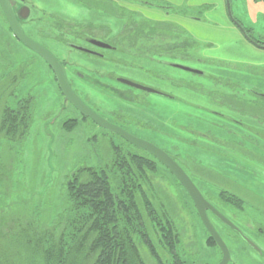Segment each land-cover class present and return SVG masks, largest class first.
Here are the masks:
<instances>
[{"label": "rangeland", "instance_id": "374dc122", "mask_svg": "<svg viewBox=\"0 0 264 264\" xmlns=\"http://www.w3.org/2000/svg\"><path fill=\"white\" fill-rule=\"evenodd\" d=\"M26 1L35 5L24 24L33 36L38 35L37 28L52 30L56 20H63L95 28L98 34H101L98 28L105 26L111 30L110 37H118L128 17L169 23L194 42L188 51L191 56L173 62L203 71L206 76L148 59H136L139 61L131 67L125 63L129 61L127 56L115 52L119 61L112 67L115 75L121 74L168 96L114 82L120 88L114 95L94 87L85 99L88 106L96 107L107 120L113 116L132 119L121 124L129 127L132 134L176 157L193 175L203 195L223 206V212L230 211L228 217L262 250L250 247L213 216L211 221L230 250L228 264H264V118L259 120L229 105L232 102L235 107L240 106L242 93L247 94L244 96L247 102L257 99L248 90L264 95V48L248 41L230 18L226 0H114L111 6H105L102 0ZM229 1L233 17L264 40V0ZM64 36L72 38L68 34ZM40 40L47 48L56 50L62 59L75 62L79 57L55 40ZM0 55L8 57L13 67L33 60L26 67L27 74L17 85V92L20 96L30 92L36 98L34 122L23 142H0V208L31 214L30 221L11 220L7 224L15 232L22 229L39 239L67 207L64 184L72 171L79 166L98 167L101 157L104 159L110 153L107 139L117 143L120 139L112 132L95 127L70 105L65 108L66 100L54 72L14 36L1 9ZM94 63L105 72L111 69V64L104 61ZM68 68L70 75L77 79L75 68ZM3 70L7 69L0 67V81ZM237 84L241 87H234ZM225 95L227 98L223 100ZM242 105L249 108L245 103ZM219 112L231 116L237 123L219 117L216 115ZM71 119H76L78 124L69 130L64 123ZM158 171L160 177L155 180V189L176 216L183 242L191 248L192 256H185L186 260L217 264L222 253L210 242L190 196L160 162ZM223 189L239 194L245 202L242 208L226 201L227 198L222 199L219 192Z\"/></svg>", "mask_w": 264, "mask_h": 264}, {"label": "trees", "instance_id": "16d2710c", "mask_svg": "<svg viewBox=\"0 0 264 264\" xmlns=\"http://www.w3.org/2000/svg\"><path fill=\"white\" fill-rule=\"evenodd\" d=\"M125 27L123 32L137 34L131 39V47L144 48L146 61L168 63L191 56L188 51L194 42L169 23L133 19ZM245 31L264 45L252 29ZM6 58L0 55V67L7 69L0 81V142L21 143L34 122L36 98L30 92L20 96L17 85L24 80L26 67L33 60L13 67ZM248 92L257 99L247 102V94L242 93L240 103L249 108L242 107V103L236 109L261 120L264 95L256 90ZM77 122L68 120L64 127L73 129ZM120 140L117 143L107 139L110 153L104 159L101 157L98 167L79 166L72 171L64 184L67 207L41 238L25 234L22 229L15 232L7 224L11 220H29L31 214L0 208V264L196 263L186 260L185 256H192L191 248L183 242L176 216L155 189V180L160 177L159 161L145 150ZM227 194L226 201L242 208L243 199ZM209 238L217 246L210 235Z\"/></svg>", "mask_w": 264, "mask_h": 264}, {"label": "flooded vegetation", "instance_id": "af4514ba", "mask_svg": "<svg viewBox=\"0 0 264 264\" xmlns=\"http://www.w3.org/2000/svg\"><path fill=\"white\" fill-rule=\"evenodd\" d=\"M15 2H16L15 3V11L18 14V17L19 18L21 16L23 17L24 15H26V13L28 15V17L26 19L20 18L21 26H22L23 30L25 31V33L28 36H30L32 39L36 40L39 43H41L40 42L41 41L40 39L44 40V39H47L48 38V39L55 40L56 42H58V43L62 44L63 46L69 48V50L74 51V52H76L78 54V56H79L78 59L75 60V62H71L69 60L62 59L61 56L58 54V52L56 50H55V52L57 54L52 49L47 48L44 44L41 43L43 46H45L47 49H49L61 61V63L64 66V69H65L67 78H68V80H69V82H70L73 90L76 92V94L86 104H87V100L85 99L86 94L91 93L90 91H93V88L94 87L101 88V90L103 89V91L108 92V93H110L112 95H114V93H115L116 90H119L120 91V88L118 86L115 87L114 82L120 83L122 85H125L127 88L136 89V88L130 87L129 85H126V84L122 83L121 80H120V79H128V80H131V79H129V78L125 77V76H122L121 74L115 75L114 74V69H112V67L115 64V62L116 63L119 62L117 60L116 56H115V52H118L119 54H122L123 56H127L128 59H129V61H126L125 63H127L131 67H134V65L137 64L136 62L139 61L140 59L146 60V58L144 57V48L135 49V48H132L131 47V45H132L131 39L133 37L137 36V34L136 33H131V31H124L123 32L124 28H126L125 25L130 24L133 19H130L128 17H125L126 18V24L124 25V28H123V30L121 31V33H120V35L118 37H114V36L113 37H110L109 35L111 34V30L108 27H105V26H103L101 28H98V30L101 31V34H98L97 32L94 31L95 28H92L90 26L88 27L87 25L84 26L82 24H79V25L76 26L75 24H72V23H69V22H65L63 20H56L55 23H53L52 30L49 29V28L43 29L42 27L41 28H37L36 33L38 35H36L37 36L36 37V36L31 35L25 29V27H24V24L26 23V20L29 18V16H31L32 10L35 7V5L34 4L27 3L26 0H16ZM111 2H114V0H102V3L105 6L106 5L107 6H111V4H112ZM24 8H27L28 11L26 12V10ZM0 9H1V7H0ZM32 21L34 22L35 19L31 20V23H32ZM53 27H55L54 30H53ZM244 30H245V27H244ZM64 34H68L72 38H70V37L69 38H66L64 36ZM253 41H255V40H253ZM256 43L260 44L259 42H256ZM123 45H124V47H122ZM260 45H263V44H260ZM139 46H140V43H139ZM37 56L40 57L39 55H37ZM136 59H139V60H136ZM97 60H101V61H104L105 63L111 64V69H109V71H106L107 72L106 73L104 70L98 68L97 65L94 63ZM69 66L75 68V70L77 72V79H75L73 76L70 75V73H69L70 69L68 68ZM196 74L197 75H200V76H206V73L203 72V71L200 72V73H196ZM207 75L209 77H211V75H209L208 73H207ZM55 79H56V77H55ZM76 80L78 81V84H77ZM131 81H133V80H131ZM133 82H136V81H133ZM75 84H76L77 87L75 86ZM139 91H141V90H139ZM123 92H126L127 93V91L124 90V89H123ZM143 92H145V91H143ZM116 95H117V97H123V96H119L118 94H116ZM228 96H230V95H228ZM131 97H133V96H131ZM224 98H227V96L226 95L223 96V100H224ZM134 99L135 98L133 97V100ZM131 100H132V98H131ZM222 101H220V102H222ZM68 105H70L73 109H75L77 112H79L82 115V117H84V119H86L90 123L94 124L95 127L101 128L91 118L84 116L70 102L66 101L65 108ZM229 105H230V108L236 109L235 105H233L232 102H231V104L229 103ZM90 107L96 113H98L100 116H102L98 112V109L96 107L95 108H93L94 106L93 107L90 106ZM219 113H221V114H216V115H218L219 117H221V118H223L225 120H228L230 122L237 123L236 120L234 118H232L231 116H229V117L228 116H225V113H223V112H219ZM120 117H121V119H118V118H115L113 116V118H111V120H109V119L108 120L110 122L114 123V124H117V125L121 126L122 128L126 129L127 131H129L128 130L129 127L124 126L121 123L122 122L130 123L133 120L130 119V118L122 117V116H120ZM101 129H103L105 131H108V130H106L104 128H101ZM230 131L232 133H235V131H233L231 129H230ZM230 146H231V144H230ZM233 146H235V145H233ZM248 151L251 152V150H248ZM170 155L178 162V160L176 159V157H174L172 154H170ZM190 168H191V166H190ZM185 171L190 175V172L188 170L185 169ZM191 172L193 174H196L193 168H191ZM190 176L193 177V175H190ZM227 193H229V194H231L233 196L234 195L239 196L241 199H243L239 194H237L235 192L227 191L226 189L220 190V192H219L220 195H223V198L222 199H224V198H227L228 199V197H226V194ZM208 200L216 208H218V210L220 212H222L227 218H229L233 223H235L230 217H228V213H230V211H228V213L226 211H224V212L227 213L226 214L222 210V207L223 206H221V207L218 206L217 207V204L213 202V199H208ZM228 206H226L224 208L227 209ZM209 216L211 218L214 215L212 213H209ZM235 225L238 226L237 223H235ZM238 227L241 229L240 226H238ZM241 231H243V230L241 229ZM234 233H236L237 235L241 236L236 231H234ZM258 251L259 252H262V250H261V248L259 246H258Z\"/></svg>", "mask_w": 264, "mask_h": 264}, {"label": "water", "instance_id": "95a60500", "mask_svg": "<svg viewBox=\"0 0 264 264\" xmlns=\"http://www.w3.org/2000/svg\"><path fill=\"white\" fill-rule=\"evenodd\" d=\"M16 0H0V7L3 11V14L11 28L14 36L26 47L31 49L37 55H39L53 70L57 83L59 85L60 90L62 91L64 98L66 101L70 102L75 108H77L84 116L91 118L97 125L101 128H104L112 133H115L125 141L129 142L130 144L141 148L148 152L151 156L157 159L161 164H163L169 171L175 176V178L179 181L182 187L190 196L191 200L193 201L198 215L206 227L209 235L214 239L217 246L219 247L222 257L221 260L217 264H228L231 261V254L228 245L226 244L225 240L219 233V231L213 225L209 213H212L217 219H219L224 225L229 227L230 229L238 232L241 237L253 248L258 249V245L251 240L247 235L241 231V229L235 225L229 218H227L222 212L218 210L201 192L199 187L193 181L191 176L185 171V169L164 149L159 147L158 145L150 142L148 140L142 139L131 132L127 131L126 129L122 128L121 126L110 122L109 120L105 119L104 117L100 116L96 113L90 106H88L73 90L63 64L61 61L45 46L41 43L37 42L36 40L32 39L28 36L25 31L23 30L20 18L26 19L28 17L27 13L23 17H18V14L15 11V2ZM227 2V9L230 18L238 25L241 29L245 37L250 41L252 44L263 47L264 45H260L253 41L244 30V27L240 24L238 20H236L230 8V1L226 0ZM26 12L28 11L27 8H24ZM173 67L183 69L188 72L192 73H200L202 71L186 67L174 62H168ZM122 83L129 85L130 87L136 88L141 91H145L148 93H154L158 95H165L161 91L155 90L151 87L139 84L137 82H133L128 79H120ZM194 264H203L200 262H196Z\"/></svg>", "mask_w": 264, "mask_h": 264}, {"label": "crops", "instance_id": "0c3cea01", "mask_svg": "<svg viewBox=\"0 0 264 264\" xmlns=\"http://www.w3.org/2000/svg\"><path fill=\"white\" fill-rule=\"evenodd\" d=\"M236 84V83H235ZM239 85V84H238ZM240 86V85H239ZM255 125V124H254Z\"/></svg>", "mask_w": 264, "mask_h": 264}, {"label": "bare ground", "instance_id": "6f19581e", "mask_svg": "<svg viewBox=\"0 0 264 264\" xmlns=\"http://www.w3.org/2000/svg\"><path fill=\"white\" fill-rule=\"evenodd\" d=\"M26 141V140H25Z\"/></svg>", "mask_w": 264, "mask_h": 264}]
</instances>
